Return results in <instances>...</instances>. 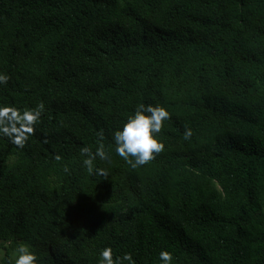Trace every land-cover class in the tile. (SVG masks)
<instances>
[{"label":"trees","instance_id":"16d2710c","mask_svg":"<svg viewBox=\"0 0 264 264\" xmlns=\"http://www.w3.org/2000/svg\"><path fill=\"white\" fill-rule=\"evenodd\" d=\"M0 74V106L44 104L23 148L0 134V264L21 246L37 264L105 247L264 264V0H0ZM141 104L170 119L132 168L113 134ZM99 131L109 160L90 174Z\"/></svg>","mask_w":264,"mask_h":264},{"label":"clouds","instance_id":"9594fccd","mask_svg":"<svg viewBox=\"0 0 264 264\" xmlns=\"http://www.w3.org/2000/svg\"><path fill=\"white\" fill-rule=\"evenodd\" d=\"M9 80L7 75L0 74V84H5ZM44 111V104L39 103L34 109L20 110L12 106H0V134L7 137L12 144L19 148H23L28 138L35 134V125L40 120ZM170 119L169 112L157 105L141 104L135 110L134 114L129 116L123 123L120 130H116L113 134L115 143V152L132 168L145 165L164 151V144L161 143L156 135L163 128V122ZM98 146L93 152L89 146L80 149L81 154L87 158L83 161L90 174H93V162L99 158L102 161L109 160V156L105 151L103 131L97 132ZM184 139L188 140L192 136V130L186 129ZM46 142V141H45ZM59 161L61 157L55 156ZM66 172L67 168L64 169ZM95 175L103 178L108 177V172L103 168H96ZM18 255L14 260V264H37V256L29 250L27 246L18 248ZM159 259L162 264H171L172 254L168 251H161ZM135 264L131 254L126 253L123 257L113 258L112 249L105 247L100 253L99 264Z\"/></svg>","mask_w":264,"mask_h":264}]
</instances>
